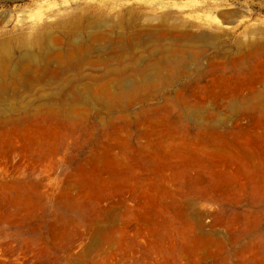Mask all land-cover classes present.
<instances>
[{
	"label": "rangeland",
	"instance_id": "1",
	"mask_svg": "<svg viewBox=\"0 0 264 264\" xmlns=\"http://www.w3.org/2000/svg\"><path fill=\"white\" fill-rule=\"evenodd\" d=\"M0 264H264V0H0Z\"/></svg>",
	"mask_w": 264,
	"mask_h": 264
}]
</instances>
